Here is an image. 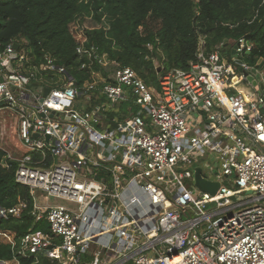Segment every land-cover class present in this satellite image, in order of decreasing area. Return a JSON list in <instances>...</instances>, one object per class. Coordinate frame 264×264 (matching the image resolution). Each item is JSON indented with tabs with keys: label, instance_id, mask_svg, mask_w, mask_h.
<instances>
[{
	"label": "built area",
	"instance_id": "2783aa9c",
	"mask_svg": "<svg viewBox=\"0 0 264 264\" xmlns=\"http://www.w3.org/2000/svg\"><path fill=\"white\" fill-rule=\"evenodd\" d=\"M15 43L0 52V115L24 154L6 151L7 158L19 162L16 181L29 188L32 215L50 230L17 237L0 227V244L12 252L0 264L39 254L53 264H264V57L255 65L241 58L252 50L249 41L240 38L228 62L225 45L200 50L187 69L165 74L159 88L83 42L77 52L90 66L97 60L114 67L109 77L93 69L82 92L51 56L24 69L27 57ZM252 69L256 86L245 75ZM50 71L65 78L43 85ZM241 80L255 90L254 101L240 90L228 94ZM95 92L138 110L98 130L93 123L107 119L110 107L75 108ZM195 166L220 183L215 194L194 184ZM37 190L64 204L40 201ZM26 208L24 201L0 205V217H19Z\"/></svg>",
	"mask_w": 264,
	"mask_h": 264
},
{
	"label": "trees",
	"instance_id": "16d2710c",
	"mask_svg": "<svg viewBox=\"0 0 264 264\" xmlns=\"http://www.w3.org/2000/svg\"><path fill=\"white\" fill-rule=\"evenodd\" d=\"M242 37L253 46L245 59L255 65L264 57V0H0V52L12 41L19 43V52L27 57L26 70L38 69L45 56H51L81 92L92 79L93 69L109 77L114 67L107 69L97 60L90 66L88 55L77 52L83 42L97 48L109 62L133 68L147 85L159 88L165 74L187 69L200 50L209 53L228 44L223 48L227 53ZM51 72L43 85L52 81L51 76L58 79ZM103 98L98 92L86 95L87 109L94 110ZM137 110L131 101H122L117 109L103 112L112 123ZM18 166L0 148V205L10 208L21 201L27 203L19 217H0V227L17 237L37 229L48 232V221H36L32 215L34 199L29 188L16 181ZM11 257L9 244L1 243L0 258ZM20 261L54 262L46 254Z\"/></svg>",
	"mask_w": 264,
	"mask_h": 264
},
{
	"label": "rangeland",
	"instance_id": "374dc122",
	"mask_svg": "<svg viewBox=\"0 0 264 264\" xmlns=\"http://www.w3.org/2000/svg\"><path fill=\"white\" fill-rule=\"evenodd\" d=\"M78 26L80 24H77ZM78 28V27H77ZM79 29V28H78ZM233 46L232 47H229V50L227 53H225V62H228V60L230 61L231 60V50H232ZM242 59L246 60L245 57H241ZM156 63L158 64V61H156ZM237 68V67H236ZM52 74H54L55 76H61L63 79L65 78V76L63 74H60L56 71H52L51 72ZM50 87H54L53 85H50ZM240 89H245L246 91H250L252 93L255 92L254 89L251 88V86L246 82V81H243L241 80L240 82H238L234 87L230 84V87L229 89L227 90L228 94H238L240 95L239 93V90ZM103 98V97H102ZM252 101H254L255 99L252 97L251 98ZM97 105H100V106H106V107H110L111 109H117L118 107H120V104L118 103H115L113 102L112 100L108 99V98H103L99 101V103ZM75 108L78 109L80 112H84L87 109V100L85 99V97H82V98H78L76 103H75ZM92 111V110H91ZM1 115H0V129L3 128V130L5 129L4 125H3V122H2V119H1ZM93 123V122H92ZM108 120L105 118L104 120H102L100 123H93V125L98 129V130H102L103 128L107 127L108 126ZM7 131L8 132H14L12 131L10 128L11 125L10 123H7ZM12 143H14V145H18L19 147L21 146L20 144V141L18 140V137L16 136V138H12ZM13 144H11V142L7 145L6 143H3L0 141V146L2 147H5V148H8L10 149L11 147L14 146ZM1 148V147H0ZM22 148V146H21ZM20 148V149H21ZM23 150V151H22ZM13 152V151H12ZM15 155V153H13ZM24 154V149L22 148L20 152H18V157H21L22 155ZM208 160V159H207ZM201 162V160L199 161ZM211 163V162H210ZM212 164V163H211ZM213 167H215L213 164H212ZM205 173H207L205 171ZM191 183V182H190ZM36 195L37 197L39 198L40 201H45V199L47 198L48 199V202L50 204H60V203H63L64 204V201H61V200H57V199H54V198H50L47 194H45L44 192H41L39 190L36 191ZM191 214H188V215H185L184 217L187 218V217H190ZM94 248V247H93Z\"/></svg>",
	"mask_w": 264,
	"mask_h": 264
},
{
	"label": "water",
	"instance_id": "95a60500",
	"mask_svg": "<svg viewBox=\"0 0 264 264\" xmlns=\"http://www.w3.org/2000/svg\"><path fill=\"white\" fill-rule=\"evenodd\" d=\"M227 46H228V44H225V47H227ZM14 47L16 50H18L20 47V44L16 42L14 44ZM236 55H237V51H236V46L234 45L232 50H231V56H236ZM236 62H237V64H241L242 60L237 58ZM239 70H242V67H239ZM245 75L248 76V81L249 82L252 81L253 86H256L257 80L255 79V77L256 78L259 77V74L256 73V69L251 70V75H248V72H245ZM254 75H255V77H254ZM70 79H73V78L70 76ZM237 80H238L237 77L233 78V81H237ZM48 92H49V88H45L44 89V96H46ZM46 139L48 140L49 136H47ZM193 170H194V184L202 190L208 191L211 194H215L216 191L218 190L219 186H220V183L207 180L205 177H203L201 166H195L193 168ZM49 248H51V246H49Z\"/></svg>",
	"mask_w": 264,
	"mask_h": 264
},
{
	"label": "crops",
	"instance_id": "0c3cea01",
	"mask_svg": "<svg viewBox=\"0 0 264 264\" xmlns=\"http://www.w3.org/2000/svg\"><path fill=\"white\" fill-rule=\"evenodd\" d=\"M240 91H242L243 92V95H245V97L248 98V99L249 98H252L254 96V94L252 92L246 91L245 89H240ZM1 119L3 120V116L1 117ZM8 121L11 122L10 119ZM6 126L7 125H4V127H5L4 130H3V128L0 129V141L3 142V143H6L7 145L11 142V144L14 145V143H12L13 142L12 141V138H16L15 132H8ZM10 129H12V128H10ZM0 147L3 150H5V151L11 152L12 154L15 153V156L18 155V152H20L21 149H22L21 146L19 147L17 144L14 145L13 147H11L10 149L5 148V147H2V146H0Z\"/></svg>",
	"mask_w": 264,
	"mask_h": 264
}]
</instances>
